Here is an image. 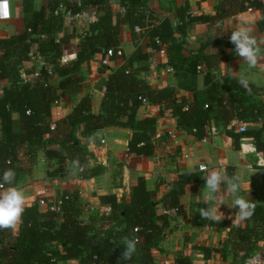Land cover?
<instances>
[{
    "label": "trees",
    "instance_id": "trees-1",
    "mask_svg": "<svg viewBox=\"0 0 264 264\" xmlns=\"http://www.w3.org/2000/svg\"><path fill=\"white\" fill-rule=\"evenodd\" d=\"M22 1L25 13H29L24 29L0 36V81L7 79L9 83L0 94V173L6 168H14L15 186L33 173L39 152H44L56 163L73 166L80 177L101 174L100 164L89 165L95 154L80 142V136L90 135L106 126L128 127L127 152L138 156L152 155L156 147L157 117L166 110L176 118L179 128L193 131L196 139L205 137L212 123L228 127L232 120L244 121L248 124L244 132L227 130L233 146L238 148L241 138L249 137L252 150L264 156V102L254 98L253 90L246 91L232 76L213 81L209 79V72L205 74L204 87H196L197 75L204 63L208 67L215 59L214 55L204 54L203 48L215 47L220 42L233 44L227 38L213 39L212 44H201L198 51L186 56L178 40L191 24L221 20L247 9V5L256 7L264 21L263 0H221L214 6L213 15H190L186 9L178 8L175 25L168 18L156 16L147 0H120L124 8L122 21L131 29L134 39L148 38L149 47L157 46L156 38L160 40L166 48L167 64L173 67L177 78V87L189 93L190 98L180 97L173 85L153 87L139 77L134 64L146 62L148 51L143 52L137 45L130 55L120 56L121 63L107 75L97 114L91 110V97L81 95L80 69L95 55L119 48V28L109 0H49L47 6L39 10H33L32 0ZM59 5L71 13L92 8L103 11L81 31L84 38L79 49L75 57L67 61L61 59L63 45L75 34L69 32L55 40L63 17L61 12L55 14ZM32 48L34 54L30 56ZM36 53L42 56L43 66L32 68L30 73L37 72V75L22 80L21 66L25 61L35 59ZM114 58L117 57H111ZM54 77L58 81L52 82ZM74 96H78V101L71 110L54 120L52 107L65 100L70 102ZM141 98L157 107V116L138 117V108L143 106ZM14 113H17V119ZM74 161L79 162L78 166ZM187 179L188 176L179 175L159 202L160 213L157 212L158 203L149 198L143 176L130 187L129 200L118 198L114 193L100 194V203L108 205L110 210L87 219L82 217L86 205L78 189L61 192L58 211L42 207L35 198L26 205L23 222L17 231H0V264H57L67 259H75L77 264H117L123 246H115L113 242L122 244L123 239L133 235L137 228V253L131 261L120 264H154L152 250L157 247L169 221L166 211L182 212L179 195L184 191ZM250 201L255 204L253 215L242 225L230 224L221 247L196 245L193 248L200 250L206 259L216 252L222 257L233 253L235 258L239 256L236 264H243L246 257L253 255L259 261L264 259V251L257 245L264 241V203ZM208 225L224 223L208 221ZM172 264L200 263L194 262L188 252H177Z\"/></svg>",
    "mask_w": 264,
    "mask_h": 264
},
{
    "label": "crops",
    "instance_id": "crops-1",
    "mask_svg": "<svg viewBox=\"0 0 264 264\" xmlns=\"http://www.w3.org/2000/svg\"><path fill=\"white\" fill-rule=\"evenodd\" d=\"M48 1L32 0L33 10H39L42 6L46 7ZM219 1L221 0H147V5L156 16L168 18L175 25L178 22L176 15L178 8H184L188 12L200 10L198 14L213 15L214 6ZM9 4L11 18L0 21V36H9L23 30L25 17L29 16V13L24 11L22 0H9ZM108 4L119 28V48L123 55H130L135 51L137 45L142 48L143 52L148 51V38L137 37L134 39L131 29L122 21L124 8L121 6L120 0H109ZM102 13V9L92 8L84 10L82 18L62 17L61 30L55 35V40L69 32L75 34L70 42L63 45V57H66L67 60L75 57L80 42L84 38L83 35H80L81 31ZM243 21L250 23L253 34L258 40H264V21L260 11L256 7L252 11L245 8L218 21L191 24L187 33L178 37L184 47L183 53L190 56L200 49L201 44H212L213 39L216 41L220 38L229 39L231 31L241 26ZM222 33H224L223 36H219ZM202 51L204 54L214 55L215 59L208 67L204 63L198 72L197 88L204 87L207 72L210 73L209 79L213 81H222V78L226 76L238 77L247 73V78L252 82L251 89L255 94L253 95L254 98L264 102V44L261 45L262 59L260 63L256 68L251 69L235 54L234 45H226L220 42L219 45L203 48ZM97 56L102 55L97 54ZM40 58L27 60L23 63L20 68L22 80L32 78L34 74L30 73L32 68L40 69L43 66L44 60L42 56ZM147 59L146 62L134 64L139 77L145 79L153 87L173 85L177 88V94L180 97L190 98L189 93L183 92L177 87L174 70L172 72L166 71L165 67L168 65L166 55L158 58V68L151 65L149 52ZM121 61L122 59L117 57L110 60L109 66H103L93 58L81 66V95L91 97L93 113L99 112L107 75ZM25 68L29 73L25 71ZM56 81L58 78L54 77L52 82ZM8 84L7 79L0 81V94L3 87ZM77 101L78 96H74L70 102L65 100L55 104L51 109L52 118L55 120L66 115ZM147 114L157 116V107L140 106L138 108V117ZM13 116L17 119V113H14ZM217 126L221 129L220 133L210 135L205 140L196 139L193 131H185L179 128L176 118L169 110H166L157 117L156 147L150 156H138L127 152L130 135L128 127L106 126L90 135L83 134L80 136V142L95 154L89 165L100 164L103 168L101 174L91 178L80 177L78 170L73 166L68 163H56L53 159L46 157L44 152H39L33 173L23 178L17 187L24 189L27 204L43 194L47 198H53L59 196L63 190L78 189L83 203L95 207L94 210L85 211L82 214V217L87 219L88 216L104 212L105 205L99 201L100 194L114 193L118 198L129 200L130 187L139 176L144 177L149 198L158 203L157 212L160 213L162 207L159 202L162 197L172 188L179 175L188 176L184 191L179 195L182 212L169 211L168 225L162 230V236L157 247L152 250L154 264H172L177 252H188L191 259L200 264H236L239 256L235 258L233 253H228L222 257L220 253L216 252L206 259L200 250L193 248L196 245L221 247L220 243L226 238L229 225L233 223L243 224V221L238 222L234 219L236 210L230 209L226 205L221 207V211L225 213V219L222 221L224 225L209 226L208 221L200 218L199 209L206 205L197 202L203 198L198 195L206 193L207 189L204 188L205 181L202 178L204 173L199 170L198 166L205 164L210 169L222 166L229 176L236 174L241 178L243 182L241 196L257 203H264L262 171L264 156L255 154L249 137H242L239 147L235 148L227 130L234 132L236 128L227 127L223 124ZM212 127H215L214 123H212ZM170 128L177 130L178 136L175 142L168 140L167 131ZM226 203L230 206L231 198H227ZM229 215L233 219H228ZM257 245L263 252L264 241H259ZM77 263L75 259H67L58 261L57 264ZM259 264H264V259H261Z\"/></svg>",
    "mask_w": 264,
    "mask_h": 264
},
{
    "label": "clouds",
    "instance_id": "clouds-1",
    "mask_svg": "<svg viewBox=\"0 0 264 264\" xmlns=\"http://www.w3.org/2000/svg\"><path fill=\"white\" fill-rule=\"evenodd\" d=\"M224 33L219 36H223ZM230 42L234 45L235 54L245 62L248 67L256 68L262 59L261 45L264 40H258L253 34V28L248 21H243L241 26L231 31ZM236 82L246 91L251 92V81L247 78V73L234 77ZM78 161L74 165L78 166ZM204 173L202 178L205 181L206 193H202L203 198L197 201L206 205L200 207L199 216L202 220L220 223L225 219V213L221 207L226 205L230 209H235L234 219L238 222L249 219L254 212L255 204L240 195L243 190L241 178L233 174L229 176L222 166L208 168L201 166ZM16 171L14 168H6L0 173V231H17L22 224L23 214L26 210L27 197L22 187L15 186ZM231 198V205L226 203V199ZM233 219L231 215L227 217ZM139 229L134 230V234L123 239L122 252L117 264L121 261H131L137 253L139 237L135 235Z\"/></svg>",
    "mask_w": 264,
    "mask_h": 264
},
{
    "label": "built area",
    "instance_id": "built-area-1",
    "mask_svg": "<svg viewBox=\"0 0 264 264\" xmlns=\"http://www.w3.org/2000/svg\"><path fill=\"white\" fill-rule=\"evenodd\" d=\"M264 2V0H263ZM254 8L250 5H247V10L248 11H252ZM59 12H61V14L63 16H66L68 18H71V19H77V18H82L84 16V12H79V13H71L70 11L68 10H65L64 7L62 5L59 6V8H57V10H55V14H58ZM200 12V10H195V11H192V12H188L190 15H194V14H198ZM11 18V11H10V4H9V0H0V21H6V20H9ZM155 42L157 44V46L155 47H149L148 48V52L151 54V65L153 67H157L158 68V64H159V61H158V58L161 57V56H165L166 55V48L165 46H163L161 43H160V40L159 39H155ZM34 54V50L33 48L30 50L29 52V55L30 56H33ZM99 55H102L100 57H98L97 55L94 57V59H96L99 64L103 65V66H109L110 65V60H111V57H120L123 55V52L121 51L120 48H117V49H108L106 51H104L103 54H99ZM41 56L39 54L36 53V57H35V60L36 59H41L40 58ZM62 61H67V58L64 57V58H61ZM166 71L168 72H172L173 71V68L169 65H167L165 67ZM48 72H51L50 69L48 68ZM34 75H37V72L34 73ZM141 102H142V105L143 106H150L148 104V102L146 101L145 98H141ZM229 126L231 128H236V130L240 131V132H244L247 128H248V124L244 121H240V120H232L230 121L229 123ZM221 129L217 126L215 127H209L208 130H207V135H205V137L202 138V140H205L207 137H209L210 135H216L218 133H220ZM167 134H168V140L171 141V142H175L176 139H177V136H178V133H177V130H175L174 128H170L168 131H167ZM255 154L257 156H261L259 152H256L255 151ZM183 156V155H182ZM205 166V167H208V165H205V164H201L198 166L199 170H201V166ZM262 171H263V187H264V163L262 164ZM45 195H40L38 196V203L39 205H41L42 207H45V208H49L51 210H56L58 211L59 208H60V204H61V198L59 196L57 197H44ZM86 210L87 211H91V210H94L95 207L93 205H86L85 206ZM110 210V207L108 205H105L104 206V209L103 211L104 212H108ZM170 210H174L176 212L175 209H169L167 210L166 212L169 213ZM259 259L256 255H253V256H250V257H246L243 261V264H259ZM160 264H163V263H160Z\"/></svg>",
    "mask_w": 264,
    "mask_h": 264
},
{
    "label": "rangeland",
    "instance_id": "rangeland-1",
    "mask_svg": "<svg viewBox=\"0 0 264 264\" xmlns=\"http://www.w3.org/2000/svg\"><path fill=\"white\" fill-rule=\"evenodd\" d=\"M61 58H64L63 56L61 57ZM34 75V74H33ZM33 75H32V77H33ZM26 79H28V76H26ZM37 162V161H36ZM34 167H35V165H34ZM33 170H34V168H33ZM38 194V193H37ZM37 196V195H36ZM32 201H30L29 203H31ZM87 211V210H86Z\"/></svg>",
    "mask_w": 264,
    "mask_h": 264
}]
</instances>
